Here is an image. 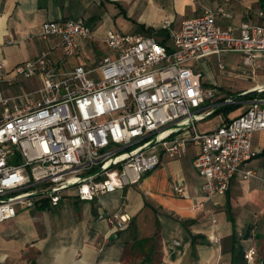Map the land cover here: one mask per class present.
<instances>
[{"label": "built area", "instance_id": "built-area-1", "mask_svg": "<svg viewBox=\"0 0 264 264\" xmlns=\"http://www.w3.org/2000/svg\"><path fill=\"white\" fill-rule=\"evenodd\" d=\"M218 13L230 17L222 8L206 9L203 16L183 21L180 30L170 33L171 45L111 30L106 43L114 55L102 57L95 67L59 72L51 51L9 74L1 61L0 226L15 219L19 208L57 207L72 197L99 201L139 184L163 165V157L183 159L191 146L199 149L193 165L204 178L207 199L226 195L235 178L256 177L245 166L262 152L253 138L264 131V96L245 100L250 92L232 95L205 88L203 73L190 63L234 52L252 65L264 58V25L244 22L223 29ZM51 37L60 38L68 60L93 37V29L83 18L49 20L39 33L27 35ZM219 69L226 71L222 62ZM38 76L40 89L7 93L21 80ZM254 90L263 95L264 85ZM229 106L246 108L230 122L221 115L218 127L201 131L200 123ZM174 192L186 195L180 185ZM98 218L119 232L133 221L125 212H101ZM256 254L255 247L246 252L248 264H256Z\"/></svg>", "mask_w": 264, "mask_h": 264}, {"label": "crops", "instance_id": "crops-1", "mask_svg": "<svg viewBox=\"0 0 264 264\" xmlns=\"http://www.w3.org/2000/svg\"><path fill=\"white\" fill-rule=\"evenodd\" d=\"M221 8L230 15L217 14V24L223 29L239 28L244 22L264 25V0H0V62L7 63L9 74L15 66L51 51L59 72L85 66L71 62L72 58L64 59L58 37L27 39V35L39 33L49 20H86L93 37L82 41L78 54L83 56L97 44L106 45L111 30L171 45L170 33L180 30L183 21L203 16L206 9L218 12ZM120 15L140 30H120ZM7 42L13 44L5 45ZM263 59L254 60L263 77L251 88L231 92L208 82L204 87L232 95L251 92L264 85ZM196 70L200 71L197 65ZM21 81L14 86L20 94L42 87L41 76ZM7 93L14 95L12 89ZM242 109L230 118L243 113ZM209 119L200 123L201 131H211L221 124V115ZM198 153V147L191 146L181 160L163 157V165L146 174L139 184L103 195L99 201L82 202L72 197L57 207L19 208L15 219L0 226V264H231L234 227L240 237L250 234L243 243L246 249L256 248V264H261L264 156L245 166L256 177L235 178L226 195L207 199L202 189L204 178L193 165ZM177 185L186 189L184 197L174 192ZM42 212L48 219L37 225L34 220ZM101 212L129 213L132 226L119 232L108 220L98 218Z\"/></svg>", "mask_w": 264, "mask_h": 264}, {"label": "rangeland", "instance_id": "rangeland-1", "mask_svg": "<svg viewBox=\"0 0 264 264\" xmlns=\"http://www.w3.org/2000/svg\"><path fill=\"white\" fill-rule=\"evenodd\" d=\"M119 17L120 18L118 20V28L120 30L125 32H136V30H140L138 29V27H136L135 23L125 21L122 15H120ZM108 53L113 54V50L108 47L107 43L106 45L100 43L95 45L92 48V51H88V53H85L83 56L77 54L75 57L70 59V61L73 63L75 62L83 64L87 67H95V65L99 63V61L97 60H99L101 56H106V54ZM262 61L264 62V59ZM219 62H222L225 65L226 71H221L219 69ZM190 64L194 67L197 65V68L205 73L204 82H208L216 86H224L227 90L231 92H237L242 89L251 88L258 82V79L263 77V75H261L260 73L261 71L258 72L254 61L252 65H247L244 63L243 56L239 53L234 52L224 54L221 57L214 56L210 58V60H202L198 62L192 61ZM246 72H248L249 74H246ZM21 82L23 83V81ZM15 87L12 88L14 95L22 93L21 91L15 89ZM241 108H243L242 110H244L246 107L242 106ZM209 121L212 124L215 123V120L213 119H209ZM254 145L255 148L258 149L264 148V132H258L257 134H255ZM40 216V218H35L34 220L37 225L42 224V221H44L46 217L43 212ZM47 219L48 218H46V220Z\"/></svg>", "mask_w": 264, "mask_h": 264}, {"label": "trees", "instance_id": "trees-1", "mask_svg": "<svg viewBox=\"0 0 264 264\" xmlns=\"http://www.w3.org/2000/svg\"><path fill=\"white\" fill-rule=\"evenodd\" d=\"M162 44H164V42H161ZM243 94V93H242ZM258 96H264L263 95H259L258 93L254 92V93H247L245 95H243L242 99H253L255 97ZM241 107L240 106H229V107H225L222 108L220 110H218L213 116H219L222 115L225 119L226 122H230L233 118H230V116L237 112ZM243 114V113H241ZM241 114H238L236 117L240 116ZM235 118V117H234ZM259 156H264V149L262 150L261 154ZM229 219L233 221L232 218V214L229 213ZM235 225V223H234ZM132 224L130 225L129 228H131ZM250 237L249 233L243 234L242 237H240L239 233L236 230V227H234V233L232 235V237L230 238V253L232 256V261L231 264H248L247 260L245 258L246 252L249 249L245 248V245L243 243V238L244 239H248ZM194 243H196V239L193 240ZM264 264V261H263Z\"/></svg>", "mask_w": 264, "mask_h": 264}, {"label": "water", "instance_id": "water-1", "mask_svg": "<svg viewBox=\"0 0 264 264\" xmlns=\"http://www.w3.org/2000/svg\"><path fill=\"white\" fill-rule=\"evenodd\" d=\"M254 92H256V90H253V91H251L250 93H254Z\"/></svg>", "mask_w": 264, "mask_h": 264}]
</instances>
